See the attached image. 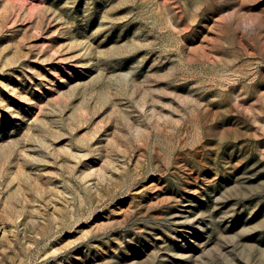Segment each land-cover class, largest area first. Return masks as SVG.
<instances>
[{
  "label": "rangeland",
  "instance_id": "1",
  "mask_svg": "<svg viewBox=\"0 0 264 264\" xmlns=\"http://www.w3.org/2000/svg\"><path fill=\"white\" fill-rule=\"evenodd\" d=\"M0 264H264V0H0Z\"/></svg>",
  "mask_w": 264,
  "mask_h": 264
}]
</instances>
